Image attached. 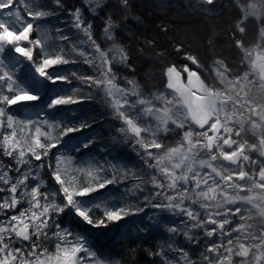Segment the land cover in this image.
Instances as JSON below:
<instances>
[{
	"label": "snow or ice",
	"instance_id": "obj_1",
	"mask_svg": "<svg viewBox=\"0 0 264 264\" xmlns=\"http://www.w3.org/2000/svg\"><path fill=\"white\" fill-rule=\"evenodd\" d=\"M21 2L0 0V15L12 18L7 22L0 19V54L6 46H13L14 52L34 67V73L52 85L58 81L72 83L67 75L50 73L48 69L54 65L75 63L78 56L84 63L99 66L98 75L80 77L72 72V77L89 88L102 89L111 98V108L124 125L120 132L126 139L135 140L134 151L152 170L144 173L148 179L137 177L139 182L129 191L142 192L145 185L151 184L149 195L144 197L145 207L174 218L164 225L168 234L165 244L149 255L159 258V264H237L236 258H240L238 264H264V103L249 95L253 87L264 92V27L260 28L261 42L254 47H245L241 40L235 42L242 53L241 63L247 65L242 74L232 75L222 61H216L215 78L221 87L205 83L188 65L182 69L173 65L166 72V88L171 91L149 98L142 95L135 80H127L124 87L117 83L114 66L130 65L124 48L114 41L117 25L111 18L104 34L113 44L104 49L95 40L92 25L86 23L81 9L69 10L71 27L77 36L82 33L87 39L72 43L65 30L58 28L60 39L72 43L74 55L66 58L61 49V54L53 56L48 54L46 39L30 40L34 23L22 20ZM33 2L43 9L36 0ZM200 2L211 5L214 0ZM121 3L128 6V0ZM53 4V9H28L27 16L33 21L59 17L65 6L62 0H53ZM101 4L102 0H87L85 6L94 13ZM240 7V33L245 32L242 25L250 16L264 23V0H252ZM10 24H19L20 28L10 30ZM36 30L40 31L41 26L37 25ZM47 34L44 29L42 35ZM21 41L31 46L23 47ZM35 48L44 52L39 63L33 55ZM187 59L201 67L195 57ZM9 63L15 72L19 71L21 62L15 57ZM6 67L0 59V157L12 161L5 164L0 159V264H111L98 257L86 235L63 226L61 217L71 214L88 226L100 228L143 213L145 207L112 206V197L101 190L117 183L115 177L102 179V168L94 160L86 161L84 167L74 166L72 158L60 150L63 137L80 129H60L64 117L47 110L80 103L84 97L57 94L41 108L42 117L40 113L17 117L9 109L21 102L41 100L40 94L32 91L33 86L40 87V82L33 76L31 86H22ZM246 125L253 134L260 130L258 144L250 145L242 137ZM57 129L59 137L53 134ZM177 130L182 131L180 142L176 147H166L162 134ZM144 134L150 137L148 142ZM91 144V140L81 141L67 151L79 153ZM150 149L165 150L154 153ZM252 152L259 156L253 159ZM109 166L115 171V165ZM13 172L17 175L10 174ZM80 175L87 180L81 182ZM147 219L149 224L140 229L142 232L160 225L157 216ZM178 236L194 248L203 242L198 260L191 258L184 245L176 243Z\"/></svg>",
	"mask_w": 264,
	"mask_h": 264
},
{
	"label": "trees",
	"instance_id": "obj_2",
	"mask_svg": "<svg viewBox=\"0 0 264 264\" xmlns=\"http://www.w3.org/2000/svg\"><path fill=\"white\" fill-rule=\"evenodd\" d=\"M160 2V0H157ZM180 3H174L176 9L185 10V5L183 0ZM43 9L36 8L34 2H21L18 6L21 11L22 20H27L34 23V30L30 34V40L41 39L42 42L46 39V49L49 55L61 54L60 50L63 49V54L66 58H70L72 53V43L77 39H80V34L77 36L76 30H72L71 19H69L64 13H60L59 17H48L46 20H36L33 21L31 17L27 16L28 9L32 10H48L53 9V7L41 2V0H36ZM163 5L160 2V5ZM171 4V3H170ZM82 13L86 15L89 14L88 7L80 8ZM6 11V10H5ZM179 11V10H178ZM0 19L10 21L12 18L0 15ZM40 25L41 30L37 31L36 26ZM11 28H20V25H9ZM64 29V34L68 35L72 41L61 40L60 33L57 29ZM44 29L48 30L47 36L42 35ZM139 33H134L132 37V44L136 45V40L141 37L148 39L150 33L148 32L145 36L143 29H140ZM161 30V29H160ZM152 35V34H151ZM163 42L164 39L169 37L161 35L159 37ZM23 47H30L28 41H22ZM139 44L141 42H138ZM169 44V43H168ZM166 45L160 47L163 49ZM171 47V45H169ZM174 50V47H171ZM176 52V51H175ZM34 58L37 63L44 56V52L40 48H35L33 52ZM15 57L16 60L20 61L19 71L15 72L12 64L9 63L10 59ZM173 57L175 54L173 51L163 57L162 59L165 63L173 62ZM0 59L4 60L5 65H7V71H13L15 78L18 83L23 85L31 86V78L35 76L40 82V87H32L33 93H39L41 100L32 102H21L18 105L12 106L9 111L14 113L17 117H25L29 113L36 116L40 113L43 116L41 108L50 101L55 95L72 96L73 98L84 97L80 103L59 105L55 109L47 110L54 112L57 116H63L64 120L60 124V129L64 127H73L80 129L79 131H74L69 133L67 136L63 137V147L61 151L65 152L66 156L72 158L74 166H86V161L94 160L97 166L102 168L100 176L102 179L115 177L117 183L107 185L105 189L101 192L105 196H111V205L116 208L131 207L133 209L137 207H145L144 197L149 195V189L152 188L151 184L144 186V190L141 192L137 190L135 194L129 191L134 184L138 183L141 179H148L144 175L147 171H152L147 169L144 160L138 155L137 151H134L133 146L135 145L134 139H126L124 135L120 132L121 127H123V122L117 115L114 114L111 108V98L104 95L103 90L92 86L89 88L87 85L82 84L78 79L72 77V72H76L77 76H95L99 74V66L89 65L82 62V58L76 57L75 63H69L67 65H54L48 69L50 73H61L67 75L72 79V83L57 82L56 85H52L51 82L45 84L42 78L38 77V74L34 73V67H30V62L27 61L25 57L20 56L18 53L14 52L13 46H6L5 52L0 54ZM131 60V59H130ZM140 68H122L116 72L117 83L124 87L126 86L127 80H135L137 85L140 87L143 96L148 97V92L146 87L140 83V76L143 74L145 66L144 64L148 62H142L141 59H137ZM132 62V60H131ZM157 83V82H156ZM164 85V83H163ZM134 99V98H133ZM139 111V109H137ZM154 123V121H153ZM174 127V126H171ZM60 129L54 131V135L60 136ZM145 142L150 140L147 134H144ZM182 138V131L177 130L176 132H169L168 134H162L161 141L166 147H176ZM91 140L92 144L88 149H81L79 153L74 151H67L72 145H75L81 141ZM136 148L140 151L139 146ZM154 153L157 151L163 152L165 149L156 150L150 149ZM53 153L57 152V149L52 150ZM5 164H12V161L7 157H0ZM51 159V153L50 157ZM55 162L54 160L52 161ZM155 161H153L154 163ZM38 163V162H37ZM109 165H115L116 169L113 170ZM135 173V175H133ZM16 176L17 173H10ZM79 179L81 182L87 180V177L80 175ZM2 195V194H0ZM98 195V194H93ZM19 211V209H17ZM148 216H157L160 218V225L153 228L151 231L142 232L140 229L145 228L149 221ZM174 218L168 216L166 213H160L156 209L145 207L143 213H138L136 215H128L123 220L116 223H109L107 227L94 228L82 223L74 215L66 214L61 217L60 223L63 226H68L74 233H83L86 235L90 243L94 242L98 245L101 243L103 246H107L106 251L110 252L108 258L116 261V264H153L155 260L156 264H159V258L151 257L149 252H158L160 250V245L157 242L151 241L150 236L155 235L165 231L164 225L171 223ZM179 219V218H176ZM123 232H126L123 234ZM155 233V234H153ZM123 234V235H122ZM120 236L128 237L130 241V247L132 252L128 250L122 251L116 244L117 239ZM99 246V245H98ZM50 250L53 249V245H49ZM106 254V253H105ZM136 258V259H135Z\"/></svg>",
	"mask_w": 264,
	"mask_h": 264
},
{
	"label": "rangeland",
	"instance_id": "obj_3",
	"mask_svg": "<svg viewBox=\"0 0 264 264\" xmlns=\"http://www.w3.org/2000/svg\"><path fill=\"white\" fill-rule=\"evenodd\" d=\"M27 1L33 2V0H22L24 3ZM217 1L214 0L211 5L204 3L205 6L199 7L200 10H198L192 6L193 0H186L187 5L182 11L176 9L173 2L160 5L162 1L157 0H128V6L124 7L121 0H102L101 6L96 8L94 13L88 7L89 14L83 13V16L86 23H91L93 36L104 49L113 44V40L105 39L104 28L107 21L111 18L117 25L113 31L114 41L126 51L128 55L127 65L130 67L116 64L114 66L115 72L128 67L140 68L141 65L137 60L139 58L142 62H148L144 64L145 69L140 76V83L146 87L148 97L151 98L154 94L166 92L163 85L164 73L170 64L165 63L166 61L165 59L163 61L162 56H167L170 51H173L174 54L182 51L186 57H195L201 66L198 69L200 73H203V80L206 83L215 84L217 87H221V85L215 78L214 66L216 61H222L232 75H240L247 70V65L241 63L242 53L236 47L235 42L241 40L245 47H254L258 42H261L260 28L264 27V23L250 16L242 25L245 32L240 33L237 27L243 17L240 5H247L252 0H221L224 2V6L222 7V4L217 6L219 10L215 11L214 7ZM41 2L55 7L53 0H41ZM62 2L65 6V11L62 13L69 19H71L69 10L85 8L87 4V0H62ZM140 29L145 30V36L148 32L150 33L148 39L141 37L136 40V45H131L134 33H139ZM72 30L75 31L76 29L72 28ZM161 35L169 38H165L163 42L159 38ZM80 36V39H87L82 33ZM21 42L20 44L23 46ZM163 45L166 46L161 49L160 47ZM169 45L174 47V50H171ZM249 95L254 97L258 103H264V92H261L258 87H253ZM153 103L160 106L159 101L153 100ZM244 115L246 118L248 114L245 113ZM259 134L260 130H257V134H253L248 125L245 126V131L241 133L243 138L248 137L253 144H258ZM251 155L253 159L259 156L257 152H252ZM256 191L259 192V190ZM125 233L123 232V234ZM200 235L203 236L202 233ZM150 238L151 241L157 242L161 246L167 241L168 234L162 231L150 236ZM116 241V245L122 251L132 252L128 237L120 236ZM176 243L184 245L193 260H198L200 252L204 250L203 242L198 248H194L185 242L183 236H178ZM91 245L101 260L116 264V261L107 257L110 256L107 255L110 252L104 249L108 248L107 246H103L101 243H98V246L94 242ZM239 259L236 258L237 264Z\"/></svg>",
	"mask_w": 264,
	"mask_h": 264
},
{
	"label": "flooded vegetation",
	"instance_id": "obj_4",
	"mask_svg": "<svg viewBox=\"0 0 264 264\" xmlns=\"http://www.w3.org/2000/svg\"><path fill=\"white\" fill-rule=\"evenodd\" d=\"M161 1V0H160ZM175 3H180L181 1L180 0H177V1H174ZM183 2H184V5H185V7H186V0H183ZM221 4H222V7L224 6V2L223 1H221V0H218L217 1V3H216V6L214 7V10L215 11H217V10H219V7H217V6H221ZM173 62H171V63H168V64H170V66H173V65H175L176 67H177V69H182L185 65H188L192 70H196V71H198V74L201 76V79H203V73H200L199 72V69L197 68V66L196 65H193L192 63H191V61H189L188 59H187V57H186V55L181 51V52H176V54H175V57H173ZM169 66V67H170ZM165 74V73H164ZM182 75H184V74H182ZM163 83H164V88L166 89V82H165V77H164V81H163ZM206 83V82H205ZM167 91H169V90H167L166 89V92ZM262 159V158H261ZM256 190H259V189H256ZM260 191V190H259Z\"/></svg>",
	"mask_w": 264,
	"mask_h": 264
},
{
	"label": "bare ground",
	"instance_id": "obj_5",
	"mask_svg": "<svg viewBox=\"0 0 264 264\" xmlns=\"http://www.w3.org/2000/svg\"><path fill=\"white\" fill-rule=\"evenodd\" d=\"M162 1V3H164V4H167V3H172V2H174V1H177V0H161ZM193 4H192V6L195 8V9H198V10H200L199 9V7H201V6H205V5H203L204 3H201L200 2V0H193ZM97 18V17H96ZM245 140H247L248 141V143L251 145V144H253V142L250 140V139H248V137L247 138H244Z\"/></svg>",
	"mask_w": 264,
	"mask_h": 264
},
{
	"label": "water",
	"instance_id": "obj_6",
	"mask_svg": "<svg viewBox=\"0 0 264 264\" xmlns=\"http://www.w3.org/2000/svg\"><path fill=\"white\" fill-rule=\"evenodd\" d=\"M167 72V71H166ZM166 72H165V74H164V77H165V82H166V84H167V76H166ZM167 89V88H166ZM168 90V89H167ZM169 91H171V90H169ZM262 159H264V158H262Z\"/></svg>",
	"mask_w": 264,
	"mask_h": 264
}]
</instances>
